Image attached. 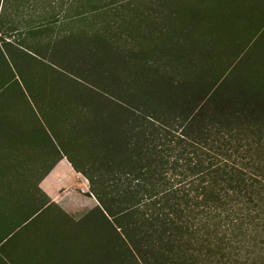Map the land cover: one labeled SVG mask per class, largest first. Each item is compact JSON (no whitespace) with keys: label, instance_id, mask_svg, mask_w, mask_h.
Wrapping results in <instances>:
<instances>
[{"label":"trees","instance_id":"1","mask_svg":"<svg viewBox=\"0 0 264 264\" xmlns=\"http://www.w3.org/2000/svg\"><path fill=\"white\" fill-rule=\"evenodd\" d=\"M29 8L33 27L80 24L79 79L32 93L49 125L65 105L54 138L11 124L6 96L20 111L30 100L3 52L0 156L46 138L49 170L67 157L97 204L74 218L35 183L0 207V250L13 263L264 264V0H0V29Z\"/></svg>","mask_w":264,"mask_h":264},{"label":"rangeland","instance_id":"2","mask_svg":"<svg viewBox=\"0 0 264 264\" xmlns=\"http://www.w3.org/2000/svg\"><path fill=\"white\" fill-rule=\"evenodd\" d=\"M50 29H52V27L48 28V30ZM21 46L24 49H17L16 56L18 60H23L25 67L21 66L22 69L18 68L15 60L12 59V56V58L9 59V63L24 89L26 99L29 98L30 100V103H24L21 105L23 106V109H21L22 116L26 114L24 126L26 127L28 124L33 129L38 131L42 130V132L47 130V133H49L54 138L53 132L56 130H64V125H66L65 123L68 121L65 105L64 103L61 105L60 109L62 113L61 115L58 113L59 119L51 121L49 125L46 119V114H44V110L37 106L32 93H53L58 90L64 93L65 90L63 89V86L66 80H70L71 77L79 79V76L72 73L74 70V63H78L80 61L79 58L74 59L75 56L80 54L79 39L74 40L73 36H71V39L65 38L63 40H46L43 43V47L41 48L42 50L30 45L29 43H22ZM45 46L47 48H45ZM30 51L36 56L29 53ZM7 71H9V69ZM3 102V110H5L3 117L9 118V116H11L10 113L12 112L11 108H17L19 105L13 101L10 103L9 96H6ZM18 109L20 108L18 107ZM54 109L59 111V107ZM26 141V144L30 146V141L27 139ZM6 143L3 142L2 146L4 147H2V149L8 148L7 151L5 150L6 152L9 150V153H15L16 161L24 157L23 153L17 150V147L13 149L10 142ZM9 157L12 156H4V162L7 160V165L15 163L12 161L14 158L11 159ZM35 157V150L32 152L31 149L28 156L30 167H32ZM47 164V159L44 161L41 160V163L38 165L37 169H40L39 171L44 170ZM35 176L32 177V175H30L29 177L35 178ZM88 190L89 182L86 177L70 168L67 178L58 181L57 183H53L49 190L51 195L49 193L47 194H49L52 200L57 202L74 218H80L90 208L97 204L95 197L91 196L92 199H89L90 197L84 196L88 193Z\"/></svg>","mask_w":264,"mask_h":264},{"label":"crops","instance_id":"3","mask_svg":"<svg viewBox=\"0 0 264 264\" xmlns=\"http://www.w3.org/2000/svg\"><path fill=\"white\" fill-rule=\"evenodd\" d=\"M39 12V10L35 11L31 8L22 10L15 9L10 12L9 15H7L6 18L9 21L10 26L0 29V36H2L4 39L2 40V37H0V62L4 63V66L5 58L2 55L3 52L8 60L13 57L12 59L15 60V63L18 64L21 69L22 67H25V63L23 62V60H18L16 56L17 49H24L21 46L22 43H29L30 45L41 49L43 47V43L46 40L50 39H71V36H73L74 40L79 39L80 41V24L65 25L64 23H61V20H63L62 18L60 19V21L52 24V29L50 30H48L46 26L33 27L30 22L34 19V17H37L39 15ZM46 46L45 48H47ZM29 53H31V51ZM31 54L36 56L34 53ZM3 74H5V69L0 67V78ZM5 75H11L10 71H7ZM13 76L17 78L15 73H13ZM13 100L12 101L16 103V98H13ZM11 109V116L10 119H8L10 123L24 124L25 121L22 119V112L18 109V107H14V109ZM4 112L5 110L1 111L2 114H4ZM6 121L7 120L3 119L0 120V122L2 123H6ZM28 140L30 141H28L30 146L26 144V140L22 141L23 143L20 142L17 144V150L23 153L24 157L22 159L16 161V155L9 157L11 159L14 158L12 161L15 163H9L10 165H7V160L5 162L3 160L4 156H0V207L22 205V203L26 202L28 199L27 192H29V194L31 195V192L34 190L35 183H38V187L43 191L49 193L50 187H52L53 183H57L58 181L67 178L70 168L74 169L67 157H64L57 161L54 167L49 170L48 143L46 138L45 140H43V138L40 137L39 140H34L31 137ZM7 149L8 148H5L4 150L7 151ZM31 149L32 152L33 150H35L36 153L35 161L33 162L32 167L29 166L30 163L28 162V156ZM5 156L10 155L8 154ZM45 159H47L48 164L46 165L44 170L39 171L40 169H37L38 165H40L41 160L44 161ZM30 175H32V177L35 175L36 176L35 178H30ZM43 175L45 176L43 177ZM84 196H88L90 197L89 199H92V197L88 195V193ZM8 250H10V248L0 250V264H34L22 262L13 263L11 261L12 259L8 257L6 253Z\"/></svg>","mask_w":264,"mask_h":264}]
</instances>
